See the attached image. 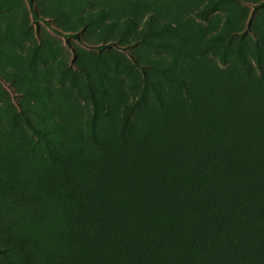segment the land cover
<instances>
[{"label": "rangeland", "instance_id": "1", "mask_svg": "<svg viewBox=\"0 0 264 264\" xmlns=\"http://www.w3.org/2000/svg\"><path fill=\"white\" fill-rule=\"evenodd\" d=\"M259 115L264 0H0V264H61L71 242L96 264L77 205L131 201L137 169Z\"/></svg>", "mask_w": 264, "mask_h": 264}, {"label": "trees", "instance_id": "2", "mask_svg": "<svg viewBox=\"0 0 264 264\" xmlns=\"http://www.w3.org/2000/svg\"><path fill=\"white\" fill-rule=\"evenodd\" d=\"M33 13L38 16L35 8ZM129 115L120 136L124 146ZM257 120L258 135L239 138L226 131L181 154L167 144L166 164L154 160L131 174V201L111 193L99 208L93 199L77 205L72 239L82 229L91 232L96 264H264V118ZM90 139L100 143L94 134ZM147 196L151 207L141 214L138 204L150 202ZM83 259L71 242L61 264H88Z\"/></svg>", "mask_w": 264, "mask_h": 264}]
</instances>
